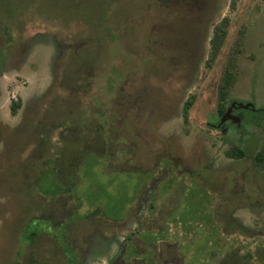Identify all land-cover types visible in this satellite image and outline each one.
Wrapping results in <instances>:
<instances>
[{"label":"rangeland","instance_id":"obj_1","mask_svg":"<svg viewBox=\"0 0 264 264\" xmlns=\"http://www.w3.org/2000/svg\"><path fill=\"white\" fill-rule=\"evenodd\" d=\"M229 68L226 109L255 92L264 103V0H0V264L19 250L23 264H66L52 238L22 248L20 237L31 218L56 224L77 204L72 194L44 199L35 184L50 166L79 165L83 150L107 155L105 171L152 176L115 229L100 217L72 226L82 264H124L126 235L160 231L175 210L155 249L162 264H264V128L249 116L217 127ZM233 147L247 157L229 159ZM137 173L94 179L113 205L108 196L133 192ZM81 179L77 169L75 190ZM84 191L95 194L90 183ZM89 210L83 200L80 214ZM135 242L140 254L154 249Z\"/></svg>","mask_w":264,"mask_h":264},{"label":"trees","instance_id":"obj_2","mask_svg":"<svg viewBox=\"0 0 264 264\" xmlns=\"http://www.w3.org/2000/svg\"><path fill=\"white\" fill-rule=\"evenodd\" d=\"M3 6V5H2ZM225 20L223 24L216 28L214 37L212 40V58L211 62H214L216 58L220 55L221 50L225 44V40L227 38V27ZM12 38H9L11 42ZM229 68L227 72L223 75V83L224 86L221 89V97H220V107L219 111L223 114L226 111V89L229 88L230 82L232 79V71ZM196 100V96H192L184 106V115L185 119L188 118L189 111L192 109ZM21 108V103L15 104L13 103L11 107V114L13 116L17 115L19 109ZM99 154V153H98ZM98 156V157H97ZM95 155L90 151L83 150L81 153V160L79 165H71L68 170L64 173L62 168H58L56 166H50L49 168L44 169L39 179L35 184V190L40 192H44L45 196L40 197L47 199L50 198L51 201L56 202L63 198V196L73 195V199L78 196L77 204L73 206L69 205V202L63 203L66 209V215H63V219L54 224V217L51 215H41L38 217L31 218L28 223L26 224L21 237H20V244L21 247H30L33 246L40 238L43 236H47L53 239L56 246L63 252L64 260L66 264H82L83 257L81 256V251L73 241L71 237V233H74L72 230V226L82 223L91 221L95 218H102L110 227L115 229V224H122L128 219L129 216L132 215V210L130 209V205L134 203L136 197H138L141 187L143 183H146V179L152 176L149 173L145 179L144 176H141L139 173L128 170H114V171H105L104 169H100V166L103 164V160L106 159L107 155ZM226 156L231 159H240L247 157V153L244 150H241L237 147H233L229 151L226 152ZM259 165L263 166L264 163V150L259 153L256 158ZM111 160H107L110 162ZM52 161L46 162V165H50ZM99 168V170H97ZM77 169L82 172V179L80 180V184L78 186L81 187L82 190L78 191L75 190V187L71 183L72 176L74 172H77ZM110 173H117V174H133L137 173L139 178V182L137 183L136 188H134L133 192L129 193L125 190L121 193V199L116 200L115 197L108 196L111 200H113L114 204L112 205L107 201V199L102 197V191L99 187V183L94 177L98 176H106ZM89 177V178H88ZM69 179L70 182H66ZM92 180L94 182H92ZM175 182L174 179L169 181V186ZM92 185V188L95 191L94 195L88 194V191H84L88 184ZM172 187V186H171ZM75 190V191H74ZM81 192V193H78ZM100 194V195H99ZM107 197V198H108ZM92 199V200H91ZM105 199V200H103ZM71 200V199H70ZM83 200H87L89 206L93 208V210H89L87 214H80V210L83 207ZM190 205V204H189ZM188 205V206H189ZM191 210V206H189ZM175 211H171L167 213V218L163 226L159 229L160 231H154L158 229L148 230L147 232H134L129 233L126 235V243L128 247L124 253L122 261L124 264H130L131 258H135L137 264H162L159 261V255L157 253V246L160 240H164L167 238L166 236L171 232V226L168 224L170 220L173 219L175 216ZM54 213V212H53ZM164 215V214H163ZM46 217V218H45ZM186 229V225H185ZM50 230V231H49ZM143 239L147 248H154L152 251L146 253H138V246L135 242V239ZM184 241H187L184 239ZM212 239H207L208 246L212 243ZM182 247V246H181ZM209 247H214L213 243ZM156 249V250H155ZM22 250L17 252V256L14 260L13 264H23L21 260ZM141 261H139V259ZM26 264H39L37 260H29Z\"/></svg>","mask_w":264,"mask_h":264},{"label":"flooded vegetation","instance_id":"obj_3","mask_svg":"<svg viewBox=\"0 0 264 264\" xmlns=\"http://www.w3.org/2000/svg\"><path fill=\"white\" fill-rule=\"evenodd\" d=\"M247 116L257 121L259 126L264 128V103L260 102L259 95L256 92L254 94L253 102L233 101L232 103H230V106H228L226 111L223 114L220 113V122L217 127L227 132L228 123H235L240 121L242 124ZM239 149L243 150L242 148ZM263 150L264 148H262L260 151Z\"/></svg>","mask_w":264,"mask_h":264}]
</instances>
